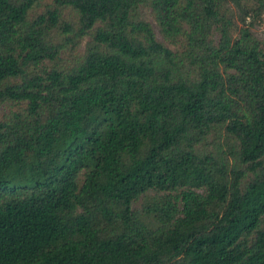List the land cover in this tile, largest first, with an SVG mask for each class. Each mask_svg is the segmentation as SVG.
Listing matches in <instances>:
<instances>
[{
  "label": "trees",
  "instance_id": "trees-1",
  "mask_svg": "<svg viewBox=\"0 0 264 264\" xmlns=\"http://www.w3.org/2000/svg\"><path fill=\"white\" fill-rule=\"evenodd\" d=\"M48 1L0 0V264H264V0Z\"/></svg>",
  "mask_w": 264,
  "mask_h": 264
},
{
  "label": "rangeland",
  "instance_id": "rangeland-1",
  "mask_svg": "<svg viewBox=\"0 0 264 264\" xmlns=\"http://www.w3.org/2000/svg\"><path fill=\"white\" fill-rule=\"evenodd\" d=\"M49 3L48 0H36L35 4L32 7V10L30 11V15H33L35 13H40L45 5ZM140 11L143 15V18L148 20L152 26L154 35L156 39L160 42H162L166 47L175 49V47L171 44H168L167 42H164L161 40L157 28L151 18L149 9L147 8H140ZM73 18V13L69 8H61L60 12V18H59V23L61 24L62 22H71ZM251 31L253 34L262 42H264V9L261 14V20L258 24H255L252 28ZM54 32V31H53ZM54 38L58 40L60 38V35L54 32ZM88 40L87 36H83L80 40H78L76 43H74L72 46L67 45L64 48H62L59 53L57 60L54 61L57 63V65L63 68H66L70 65L73 64L74 60L76 57L82 52L84 49V46ZM13 108L9 104H3L0 107V117L2 116H8ZM225 137L223 136L222 132H217L211 134L210 138L206 140V144L202 147L206 151H214L216 152L215 148H218V144H224Z\"/></svg>",
  "mask_w": 264,
  "mask_h": 264
}]
</instances>
